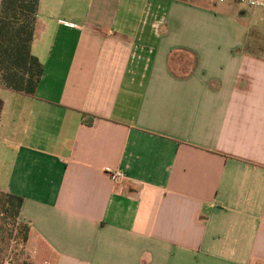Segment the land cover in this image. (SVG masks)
<instances>
[{
	"label": "crops",
	"instance_id": "1",
	"mask_svg": "<svg viewBox=\"0 0 264 264\" xmlns=\"http://www.w3.org/2000/svg\"><path fill=\"white\" fill-rule=\"evenodd\" d=\"M225 3L39 0L37 92L0 87L33 264H264V17Z\"/></svg>",
	"mask_w": 264,
	"mask_h": 264
},
{
	"label": "trees",
	"instance_id": "2",
	"mask_svg": "<svg viewBox=\"0 0 264 264\" xmlns=\"http://www.w3.org/2000/svg\"><path fill=\"white\" fill-rule=\"evenodd\" d=\"M38 6L39 0H0V87L27 96L36 94L44 71L32 54ZM22 205V197L0 190V217L17 225L15 240L24 251L30 227L20 220Z\"/></svg>",
	"mask_w": 264,
	"mask_h": 264
},
{
	"label": "rangeland",
	"instance_id": "3",
	"mask_svg": "<svg viewBox=\"0 0 264 264\" xmlns=\"http://www.w3.org/2000/svg\"><path fill=\"white\" fill-rule=\"evenodd\" d=\"M195 2H206L207 5H210L213 8L220 9L227 5L228 3H210L209 0H193ZM211 1V0H210ZM233 1L238 8L242 9L239 3L235 0H226L225 2ZM260 17H264L263 11H257L254 13V19L259 20ZM260 46L264 48V31L263 36L260 39ZM12 233V234H11ZM18 233L17 225H12L7 223L6 220L0 217V264H33L31 260L30 252L27 248L22 251L21 246L16 242L15 237Z\"/></svg>",
	"mask_w": 264,
	"mask_h": 264
},
{
	"label": "built area",
	"instance_id": "4",
	"mask_svg": "<svg viewBox=\"0 0 264 264\" xmlns=\"http://www.w3.org/2000/svg\"><path fill=\"white\" fill-rule=\"evenodd\" d=\"M226 0H211L214 3H223ZM237 3L243 7L251 10H261L264 12V0H235ZM107 175L114 182H121L124 179V174L120 170L107 169Z\"/></svg>",
	"mask_w": 264,
	"mask_h": 264
}]
</instances>
